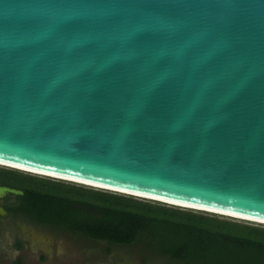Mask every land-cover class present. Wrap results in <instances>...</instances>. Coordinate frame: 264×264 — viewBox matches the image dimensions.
Instances as JSON below:
<instances>
[{"label": "water", "instance_id": "obj_1", "mask_svg": "<svg viewBox=\"0 0 264 264\" xmlns=\"http://www.w3.org/2000/svg\"><path fill=\"white\" fill-rule=\"evenodd\" d=\"M0 168L264 223V0H0Z\"/></svg>", "mask_w": 264, "mask_h": 264}, {"label": "trees", "instance_id": "obj_2", "mask_svg": "<svg viewBox=\"0 0 264 264\" xmlns=\"http://www.w3.org/2000/svg\"><path fill=\"white\" fill-rule=\"evenodd\" d=\"M0 186L23 193L11 213L35 224L112 246H138L178 263L264 264L261 228L5 168Z\"/></svg>", "mask_w": 264, "mask_h": 264}, {"label": "rangeland", "instance_id": "obj_3", "mask_svg": "<svg viewBox=\"0 0 264 264\" xmlns=\"http://www.w3.org/2000/svg\"><path fill=\"white\" fill-rule=\"evenodd\" d=\"M23 173V172H22ZM26 174V173H24ZM37 179L60 182L54 178L27 174ZM79 186V185H77ZM85 187V186H80ZM89 188V187H85ZM93 189V188H89ZM98 190V189H93ZM102 191V190H101ZM107 192V191H106ZM111 193V192H109ZM128 197V196H127ZM133 198V197H132ZM138 201L152 202L133 198ZM167 206L165 204H159ZM173 207V206H171ZM181 209V208H178ZM209 217L264 229V226L208 213ZM184 264L138 246H112L80 235L39 225L21 217L0 219V264Z\"/></svg>", "mask_w": 264, "mask_h": 264}, {"label": "flooded vegetation", "instance_id": "obj_4", "mask_svg": "<svg viewBox=\"0 0 264 264\" xmlns=\"http://www.w3.org/2000/svg\"><path fill=\"white\" fill-rule=\"evenodd\" d=\"M3 187V186H0ZM7 188V187H6ZM19 196L6 194L5 196L0 198V209L3 210L5 213L0 214V219L3 218H10L14 219L17 218L11 213V209H13L16 206L17 198Z\"/></svg>", "mask_w": 264, "mask_h": 264}, {"label": "bare ground", "instance_id": "obj_5", "mask_svg": "<svg viewBox=\"0 0 264 264\" xmlns=\"http://www.w3.org/2000/svg\"><path fill=\"white\" fill-rule=\"evenodd\" d=\"M19 171H22L24 173H27V174H34V175H40V176H43V177H49V178H54V179H60V180H64V179H61V178H58V177H53V176H50V175H45V174H38V173H35V172H32V171H27V170H23V169H17ZM64 181H69V180H64ZM93 188H98V187H93ZM167 205L169 206H177V207H182V208H185V209H194V210H201V209H197V208H192V207H187V206H181V205H176V204H171V203H167ZM202 211H207V212H210V213H215V214H218L219 216L220 215H223L224 217H231L232 219H236V220H243V221H249V222H254V223H257V224H264L263 222H259V221H254V220H250V219H245V218H240V217H234V216H229L227 214H222V213H217V212H214V211H208V210H202Z\"/></svg>", "mask_w": 264, "mask_h": 264}]
</instances>
